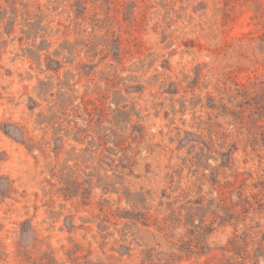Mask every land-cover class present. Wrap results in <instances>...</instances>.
<instances>
[{
  "label": "rangeland",
  "instance_id": "obj_1",
  "mask_svg": "<svg viewBox=\"0 0 264 264\" xmlns=\"http://www.w3.org/2000/svg\"><path fill=\"white\" fill-rule=\"evenodd\" d=\"M36 263L264 264V0H0V264Z\"/></svg>",
  "mask_w": 264,
  "mask_h": 264
},
{
  "label": "trees",
  "instance_id": "obj_2",
  "mask_svg": "<svg viewBox=\"0 0 264 264\" xmlns=\"http://www.w3.org/2000/svg\"><path fill=\"white\" fill-rule=\"evenodd\" d=\"M47 66H49V65H47ZM48 68V67H47ZM37 264V263H36ZM40 264H47V263H40Z\"/></svg>",
  "mask_w": 264,
  "mask_h": 264
}]
</instances>
